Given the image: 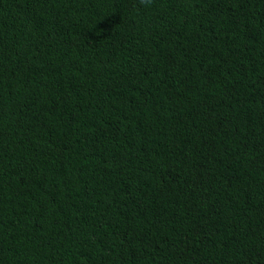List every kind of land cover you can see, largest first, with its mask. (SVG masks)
I'll use <instances>...</instances> for the list:
<instances>
[{
  "label": "trees",
  "instance_id": "1",
  "mask_svg": "<svg viewBox=\"0 0 264 264\" xmlns=\"http://www.w3.org/2000/svg\"><path fill=\"white\" fill-rule=\"evenodd\" d=\"M0 264H264V0H0Z\"/></svg>",
  "mask_w": 264,
  "mask_h": 264
},
{
  "label": "clouds",
  "instance_id": "2",
  "mask_svg": "<svg viewBox=\"0 0 264 264\" xmlns=\"http://www.w3.org/2000/svg\"><path fill=\"white\" fill-rule=\"evenodd\" d=\"M139 3L141 5H145V6H148L152 3V0H139Z\"/></svg>",
  "mask_w": 264,
  "mask_h": 264
}]
</instances>
